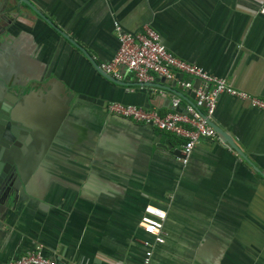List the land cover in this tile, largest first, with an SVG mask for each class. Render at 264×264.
<instances>
[{
    "label": "crops",
    "instance_id": "0c3cea01",
    "mask_svg": "<svg viewBox=\"0 0 264 264\" xmlns=\"http://www.w3.org/2000/svg\"><path fill=\"white\" fill-rule=\"evenodd\" d=\"M30 2L97 64L116 49L113 21L126 32L148 23L180 59L264 98V0ZM19 11L0 40L2 71H13L25 96L18 112L49 126L59 90L67 111L24 196L0 209V264L35 244L63 264H139L140 241L150 239L137 225L145 206L165 210L149 264H264V112L219 95L211 116L262 175L219 138L199 139L182 165L179 138L106 105L164 113L172 94L191 102L190 91L164 80L166 89L112 83L41 18ZM32 83L50 85L49 105L28 92Z\"/></svg>",
    "mask_w": 264,
    "mask_h": 264
},
{
    "label": "built area",
    "instance_id": "2783aa9c",
    "mask_svg": "<svg viewBox=\"0 0 264 264\" xmlns=\"http://www.w3.org/2000/svg\"><path fill=\"white\" fill-rule=\"evenodd\" d=\"M260 12L264 14V8H261ZM112 28L116 49L107 61L98 64L103 73L118 81L152 82L155 78H162L182 90L190 91L192 101L184 102L179 96L172 94L168 110L164 113H159L153 108L109 101L106 105L107 112L179 138L180 156H177V159L182 165L187 163L199 139L218 140L206 120L211 119L219 95L235 98L253 109L264 112L263 97L237 89L225 78L180 59L163 45L159 34L148 23L142 24L135 32L122 30L116 21H113ZM164 217V209L156 206L144 207L137 225L150 239L140 241L143 253L139 264H149L153 247L163 243ZM4 264L63 263L44 255L41 246L35 244Z\"/></svg>",
    "mask_w": 264,
    "mask_h": 264
},
{
    "label": "water",
    "instance_id": "95a60500",
    "mask_svg": "<svg viewBox=\"0 0 264 264\" xmlns=\"http://www.w3.org/2000/svg\"><path fill=\"white\" fill-rule=\"evenodd\" d=\"M20 6H24L41 18L42 21L77 49L104 79L118 85L132 84L144 87L167 88L162 84V78H155L152 82L125 83L103 73L89 53L70 36L58 29L44 14L40 13L30 0H0V40L7 34V28L14 21H18ZM1 50L2 45L0 43V209L13 203L15 204L20 197L24 196L30 178L48 152L50 144L67 111L64 92L59 90L62 97H55L58 112L49 126H45V119L41 126L34 124L31 115H29L31 113L28 114L29 116L24 113L20 114L18 106L22 105L25 96L18 91L17 85L10 79V74L13 71L11 69H7L5 72L2 71L3 58ZM47 84L32 83L28 85L32 88L28 92L35 93L38 96L35 101L43 106L45 104L49 105L46 96L50 91L48 89L50 85ZM175 93L178 96L181 95L178 92ZM206 121L223 144L230 147L254 171L260 174L259 169L246 157L223 128L213 123L211 119ZM173 154L180 156L179 149L173 150Z\"/></svg>",
    "mask_w": 264,
    "mask_h": 264
}]
</instances>
